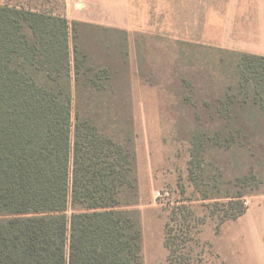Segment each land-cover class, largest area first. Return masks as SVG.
I'll use <instances>...</instances> for the list:
<instances>
[{"label":"trees","instance_id":"1","mask_svg":"<svg viewBox=\"0 0 264 264\" xmlns=\"http://www.w3.org/2000/svg\"><path fill=\"white\" fill-rule=\"evenodd\" d=\"M90 28L0 4V264H143L133 123ZM236 55L220 118L264 119V57ZM201 210L168 208L164 264H212L202 227L247 205L237 192Z\"/></svg>","mask_w":264,"mask_h":264},{"label":"rangeland","instance_id":"2","mask_svg":"<svg viewBox=\"0 0 264 264\" xmlns=\"http://www.w3.org/2000/svg\"><path fill=\"white\" fill-rule=\"evenodd\" d=\"M240 1L0 0L100 29L86 30L87 50L116 72L124 100L115 102L133 123L138 197L130 209L140 215L143 264L165 262L169 207L184 201L201 214L202 204L237 192L246 213L219 232L207 221L200 239L212 264H264V119L226 124L218 113L241 53L227 48L234 13L226 3Z\"/></svg>","mask_w":264,"mask_h":264},{"label":"crops","instance_id":"3","mask_svg":"<svg viewBox=\"0 0 264 264\" xmlns=\"http://www.w3.org/2000/svg\"><path fill=\"white\" fill-rule=\"evenodd\" d=\"M234 17L227 19L228 49L264 57V0H242L226 3Z\"/></svg>","mask_w":264,"mask_h":264}]
</instances>
